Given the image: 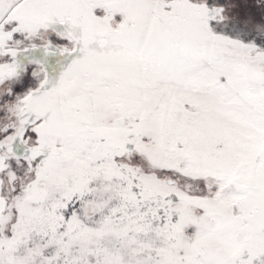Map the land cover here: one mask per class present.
I'll return each mask as SVG.
<instances>
[{"label":"snow or ice","instance_id":"1","mask_svg":"<svg viewBox=\"0 0 264 264\" xmlns=\"http://www.w3.org/2000/svg\"><path fill=\"white\" fill-rule=\"evenodd\" d=\"M0 264H264V0H0Z\"/></svg>","mask_w":264,"mask_h":264}]
</instances>
